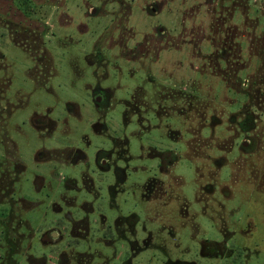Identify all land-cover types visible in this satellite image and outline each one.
<instances>
[{
  "label": "rangeland",
  "instance_id": "rangeland-1",
  "mask_svg": "<svg viewBox=\"0 0 264 264\" xmlns=\"http://www.w3.org/2000/svg\"><path fill=\"white\" fill-rule=\"evenodd\" d=\"M0 264H264V0H0Z\"/></svg>",
  "mask_w": 264,
  "mask_h": 264
}]
</instances>
